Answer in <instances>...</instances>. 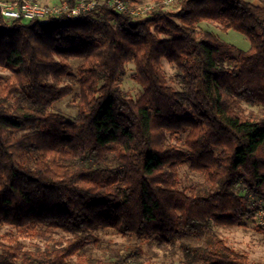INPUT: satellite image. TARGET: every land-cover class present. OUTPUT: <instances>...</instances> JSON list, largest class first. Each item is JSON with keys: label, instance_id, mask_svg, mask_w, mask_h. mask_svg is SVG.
I'll list each match as a JSON object with an SVG mask.
<instances>
[{"label": "trees", "instance_id": "obj_1", "mask_svg": "<svg viewBox=\"0 0 264 264\" xmlns=\"http://www.w3.org/2000/svg\"><path fill=\"white\" fill-rule=\"evenodd\" d=\"M162 1L146 18L100 5L27 22L0 7V228L40 241L0 232V264H122L143 243L166 249L182 232L255 218L264 119L242 103L264 106V0H180L174 12ZM203 20L245 34L250 48L200 31ZM130 63L138 97L121 86ZM75 83L70 120L52 106ZM186 164L203 181L182 188ZM100 229L139 244L100 257L88 247ZM183 250L179 262L147 264H264L219 236Z\"/></svg>", "mask_w": 264, "mask_h": 264}, {"label": "rangeland", "instance_id": "obj_2", "mask_svg": "<svg viewBox=\"0 0 264 264\" xmlns=\"http://www.w3.org/2000/svg\"><path fill=\"white\" fill-rule=\"evenodd\" d=\"M256 4H260V0H251ZM37 2L46 5L60 4L62 0H38ZM53 2V3H51ZM157 0H131V5L133 8L140 11H145L146 18L149 16L150 9L155 8ZM163 2L164 11H177L179 8L180 0H176L172 4H166L165 0ZM136 3V5L134 4ZM198 29L200 31H211L219 37V39L234 44L237 49L247 50L250 48V39L243 33H240L234 29H224L219 24L203 20L198 24ZM164 68L171 77L175 74V67L168 61L164 60ZM134 64L130 63L127 65L126 75L122 79V88L132 95L133 97H138L141 92V86L132 79V74L134 72ZM3 70L0 69V72ZM69 81V80H67ZM75 82L74 80H70ZM171 83L172 80H170ZM75 91L68 95L67 97L57 101L53 104L52 109L54 111L62 113L67 119H74L77 115V89L78 86L75 83ZM244 107L248 116L255 120L264 119V106L257 103L243 102ZM180 186L186 188L190 185H194L203 181V176L197 172L192 171L189 166L183 165L180 168ZM258 220L256 218H248L244 220L242 225L236 226H219L212 225L210 230L200 234L192 235L190 233L182 232L176 239V243L169 246L166 249L161 248L156 242L143 243L142 254L137 260L130 259L123 262L122 264H137V261L142 264H147L151 262L156 263H169V262H179L185 257L184 247L194 246L199 244H212L217 236L222 237L227 240V242L233 246L235 249L243 252H247L250 259L257 262H264V232L258 229ZM7 231L14 232L20 236V239L28 247H33L37 242L40 243L39 239L31 236L29 234H23L19 229L4 226L0 228V232L4 233ZM63 235V234H62ZM64 236V235H63ZM97 240L91 242L88 247L90 251L100 257H109L113 255L116 250H131L135 249V246L139 244L136 238L131 236H124L112 229H100L96 232ZM71 237V234L68 235Z\"/></svg>", "mask_w": 264, "mask_h": 264}, {"label": "built area", "instance_id": "obj_3", "mask_svg": "<svg viewBox=\"0 0 264 264\" xmlns=\"http://www.w3.org/2000/svg\"><path fill=\"white\" fill-rule=\"evenodd\" d=\"M176 0H165L166 4H172ZM100 5L112 6L116 11L129 13L139 18L145 16V11L133 8L131 0H62L60 4L46 5L33 0H14L3 2L0 0L2 15L7 19L20 18L27 22L33 19H47L68 12L72 16L89 14L95 11ZM252 208H255V218L259 225L264 226V201L254 195L250 196Z\"/></svg>", "mask_w": 264, "mask_h": 264}, {"label": "crops", "instance_id": "obj_4", "mask_svg": "<svg viewBox=\"0 0 264 264\" xmlns=\"http://www.w3.org/2000/svg\"><path fill=\"white\" fill-rule=\"evenodd\" d=\"M3 2H11V1H14V0H2ZM33 1H35V2H37L38 0H33ZM39 3V2H38ZM51 3H53V2H51Z\"/></svg>", "mask_w": 264, "mask_h": 264}]
</instances>
